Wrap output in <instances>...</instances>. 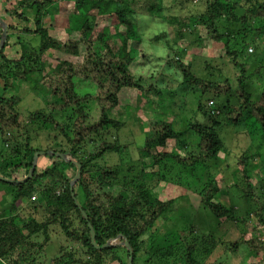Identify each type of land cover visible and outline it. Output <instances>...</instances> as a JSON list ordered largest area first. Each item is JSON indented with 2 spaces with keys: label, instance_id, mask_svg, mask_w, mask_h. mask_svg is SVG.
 I'll list each match as a JSON object with an SVG mask.
<instances>
[{
  "label": "trees",
  "instance_id": "1",
  "mask_svg": "<svg viewBox=\"0 0 264 264\" xmlns=\"http://www.w3.org/2000/svg\"><path fill=\"white\" fill-rule=\"evenodd\" d=\"M56 1L16 0L12 10L5 11L12 24H8L6 43L0 50V88L6 92L12 80L29 82L37 74V85L55 100L47 103L45 109L22 117L16 109L20 98L0 95V138L3 143L0 177L17 181L27 176L34 153L42 151L33 148L30 136H26L34 125L55 138L63 136L68 149L43 150L32 178L23 184H11L0 179V184L9 187L10 194L8 208L0 211V260L4 264H44L39 257L50 240V227L58 226L67 243L45 264H127L130 253L124 241L130 246L132 264H202L200 256L210 255L216 247L213 237L192 238L190 232L172 239L162 237L155 241L151 238L160 219L174 203V199L161 200L153 189L160 183H178L160 174L159 169L167 163H174L183 170L180 169L178 176L186 171L192 176L200 166L204 167L205 162L219 160V153L225 150L221 126L239 127L251 120L258 125L259 130L256 127L255 132L264 142V62L258 61L250 74L246 71L248 58L253 52L250 48L248 53V46L255 44L257 39L264 43V0L205 2L203 12L193 22L204 29L205 39L222 43L221 53L235 61L237 75L233 81L227 77H213L211 72L208 77L201 78L191 71L190 64H182L179 58H172V65L165 60V68L174 67L181 72L186 90L184 96L179 90L176 93L169 91L168 102L175 104L178 94L185 102L189 94L199 93L205 96L206 105L211 109L207 112L204 110L206 106L199 101L196 104L201 118L189 125L196 138L193 150L182 148L186 146L183 142L177 143L179 134L173 129L172 122H167L168 119L172 121L175 114H170L166 121H147L146 131L142 130L144 136L143 145L138 150L139 159L124 166L98 163L106 153L122 155L126 146L118 141V136L111 142L101 141L93 152H80V149L86 140L92 141V136L107 133L110 129L119 131L125 126L121 120L111 116L121 104L123 89L136 90V103L141 97L149 101L154 94L159 97V102L154 105L163 102L164 91L158 88L160 86L146 81V76L152 77L153 72L147 68L143 50L137 59L132 51L137 49L140 52L138 47L145 40L146 32L140 27L142 17L146 15L150 28L151 23H163V28L156 27L154 33H149L152 34L150 42L155 44L163 40L177 55L179 49L175 41L166 39L167 19L158 6H148V0L144 5L136 0H71L75 9L66 19L69 26H64L69 36L62 41L49 35L50 31L58 29V24L51 21L54 20L51 18L53 15L49 16L50 24L44 21L49 7ZM59 17L62 19L60 15L56 18ZM18 21L29 23L31 27H22ZM221 22L240 25L241 33H222L218 28ZM183 32L177 30L180 41L185 39ZM16 33L37 36L39 43L36 48H30L26 46V39H17L15 44L19 46L20 53L16 60H10L6 50L12 47L10 40ZM239 35L241 43L237 44ZM245 38L249 41H244ZM199 40L200 37L196 43L199 44ZM51 56L56 62L54 66L45 63V59ZM238 58L242 62H237ZM134 62L139 66L133 71ZM251 77H256L258 84L255 96L247 88ZM75 78L92 82L95 93L78 95ZM91 100L96 102L98 112L93 120L87 106ZM170 140H174L177 146L166 150ZM47 151L52 152L51 155L45 153ZM53 153L62 154L65 159ZM252 155L244 154L236 162L243 181L247 183L243 195L253 203L252 210L239 217L232 209L217 202L215 198L221 190L215 180L203 185L199 198L203 208L218 220L241 222L242 225L249 221V224L264 228V180L253 186L250 183L251 162L255 161ZM78 165L80 176L71 187ZM156 167L158 171L153 172ZM175 176L178 178L177 174ZM153 177L156 178L154 186ZM24 201L25 207L20 211L19 206ZM1 202L0 207L7 204ZM88 225L92 228L97 249L91 243ZM258 233L255 226L248 238L243 236L232 242L229 250L238 251L241 245H245L253 255L251 261H261L259 254L264 256V239L258 237ZM119 235L123 238L118 239ZM35 236H41V241H36ZM114 239L110 247L102 248Z\"/></svg>",
  "mask_w": 264,
  "mask_h": 264
},
{
  "label": "rangeland",
  "instance_id": "2",
  "mask_svg": "<svg viewBox=\"0 0 264 264\" xmlns=\"http://www.w3.org/2000/svg\"><path fill=\"white\" fill-rule=\"evenodd\" d=\"M136 1L139 2V4L141 3V5L147 2V0ZM206 1L207 0H148V6L150 4L151 6H158V8L161 9L162 14L167 19L165 23L168 27L166 39L175 41V46L179 49L176 55L171 48L172 46L168 47V44L163 40L155 44L150 42L149 38L152 34L149 35V33H154L156 27L159 29L163 28V23L158 25L151 23L150 28L148 26L149 18L146 15L142 17L143 20H141L142 24L140 28L142 31L146 32L144 35L145 40L142 42L143 46L140 44V47H138L140 52H138L137 49L132 52L133 56L137 59V57L142 56L141 51L143 50V54L146 56L145 61L148 63L147 68H150L153 72L152 77L149 78V74L146 76L148 78L146 81L148 84L150 82L158 84L160 86L158 88L165 92H163V102L160 101L159 104L154 105L159 102L158 95L154 94L150 97L149 101H145L141 97L136 103V90L123 89L120 94L121 104L112 112L111 116H115L121 120L125 123V126L119 131L110 129L107 133L103 132L99 136H92V141L86 140L80 152H93L101 141L111 142L115 139V136H118V141L126 146L122 155L106 153L102 159L98 160V163L100 165L109 166L114 164L124 166L125 163L127 165H132L139 159L138 150L143 145L144 136L142 130L146 131L147 121L151 120L154 122L156 120H165L170 114H175L172 121L168 119L167 122H172L173 129L179 134V141L177 143H185L186 146L182 148L186 150L194 149L192 144L196 143V138L189 130V125L191 122H198L201 118L200 114L196 111V104L199 101L202 106H206L204 110L207 112L211 108L206 105L205 96H200L199 93L189 94L185 102H182L183 98L178 94L179 96H176L177 98L171 97L172 99L176 98L175 104H173V102H168L167 94L169 91H174L176 93V90H179L184 96L186 90L184 89L185 85L181 81V72L174 69V67L165 68L164 61L166 60V62L168 61L170 65H172V58H179L182 64H190L191 71L198 77H208V74L211 72L213 77L215 75L219 78L227 77L232 81L234 80L237 75V70L234 65L235 61H233L232 57H226L221 53L223 49L222 43H216L205 39L204 29L198 27L196 23L193 22V20L203 12ZM12 8L8 10H12ZM136 8H138V6ZM145 8H147V6H145ZM74 9L71 0H58L49 7L48 15L44 20L45 23L50 24L52 21V23L58 24V29L49 32L52 38H58L62 41L68 38L69 35L64 26H69V22H67L66 19L69 14H73ZM141 12H144V10ZM50 15H53L51 18H54V20L50 21ZM58 15H60L62 19L60 17L57 19L56 17ZM31 16L33 17V11H31ZM18 23L21 26L30 25L29 27H31V24H27L26 22L18 21ZM10 24H12V22ZM218 28L222 33H241L242 30L240 25L228 24L226 22L219 23ZM178 29L184 31L185 39L183 41L178 40L176 35ZM239 36L236 38L237 44L241 43V35ZM199 37L201 40L198 41L200 42L198 44L196 40ZM21 38L26 39V46L30 48H36L39 43L37 36L30 35L28 37L27 35L22 36V34L16 33L10 40L12 47H8L6 50L8 59L16 60L18 58L20 49L15 42L17 39L21 40ZM244 41H249V39L245 38ZM249 48L253 49L252 53L249 52ZM181 50L183 52H180ZM247 50L248 53L252 55L248 58V63L246 65L247 74H250L255 69V66H257L258 61L261 60L264 62V43L260 39H257L256 43L249 45ZM240 59L241 58H238L236 61L242 62ZM45 60V63L49 66H54L56 64L52 56L50 59ZM137 66L139 65L134 62L131 69L134 71ZM11 68L12 70L14 69L13 66H11ZM37 80V74L33 75L31 79H29V82L12 80L6 92L3 91V88H0V95H13L19 97L20 103L16 109L22 117H26L31 112L45 109L47 103L55 100L53 96L46 93L37 85ZM74 83L75 91L78 95L95 93V85L90 81L75 78ZM248 83V91L254 96L258 94L256 77H251ZM136 104H138L137 108ZM87 106H89L91 110L90 119H95L98 115L96 102L91 100ZM134 108L136 109L134 110ZM56 118H60L61 120L60 116L56 115ZM64 118H62V120H64ZM203 120L205 121V118ZM33 127V130L28 127L30 133L26 135L30 136V145L33 148L41 149V152L47 148L68 149L66 145L68 143L63 136L58 135V137L55 138L53 134H50L48 131L39 130L36 128V125ZM256 127L259 130L258 125L254 122L252 123L251 120L245 121L239 127L221 126L220 135L223 140L225 139V150L219 153V160H209L205 162L204 167L200 166L198 171L192 176L186 174L189 173L188 171H186L184 175L178 176L181 173V168L174 163H167L166 166H163L161 169L157 167L153 169V172L159 169L160 174H165L168 179L177 180L178 182L176 185L174 183H160L156 185V178H151L153 180L152 186L156 185L153 189L154 193L158 195L161 200L174 199L170 211L160 219L156 230L153 232L151 236L153 240L156 241L162 237L172 239V237L190 232H192V238L211 236L216 241V247L210 255L200 256L202 264H264V256L261 254H259L262 259L261 261H251V256L253 255L249 254L245 245H241L238 251L231 252L229 250V245L232 242L240 240L243 236L244 238H248L255 226L256 232H259V235L257 234L258 237L264 239V228L258 226L256 221H254V223L257 225L254 226L253 224H249V221L242 225L241 222L218 220L207 209L203 208L199 198V192L203 185L211 180H215L221 190L215 198L216 201L232 209L235 215L239 217L243 216L245 211L254 208L251 200L243 195L247 183L243 181L244 179H242V174L236 162L239 157L244 156V154L250 156L253 154L252 157L255 161L251 162L253 165V172L250 173V175H252V177H250V183L253 186L257 181L264 180V142L258 137L257 132H255ZM167 144L166 150H171L174 145L177 146L174 140L168 141ZM2 148L3 143L0 138V152ZM48 152L50 151L45 153L48 154ZM257 153L259 157L256 156ZM147 171L151 170L148 169ZM176 174L178 178L175 176ZM9 197V187L0 184V202L5 201L7 203L10 199ZM2 203L3 202H1L0 205ZM25 203L26 201H24L22 206H19L20 211L25 207ZM8 205L7 203L5 206L0 207V211L7 209ZM26 215L25 213V216ZM34 238L36 241H41L42 239L41 236H35ZM66 243L59 227H50V240L39 257L41 262H44V264L49 262L56 256L59 248ZM0 264L4 263L0 260Z\"/></svg>",
  "mask_w": 264,
  "mask_h": 264
},
{
  "label": "water",
  "instance_id": "3",
  "mask_svg": "<svg viewBox=\"0 0 264 264\" xmlns=\"http://www.w3.org/2000/svg\"><path fill=\"white\" fill-rule=\"evenodd\" d=\"M0 27H1V34H0V50L3 48L4 44L6 43V38H7V31H8V24H6V22H4L3 20L0 19ZM52 152H48V155H51ZM43 155V152H36L34 153V156H33V161H32V167L31 169L29 170L27 176L21 180H17V181H14V180H7V179H3L0 177V179L4 180L5 182L7 183H11V184H23L25 183L28 179L32 178L33 176V171H34V167L36 165V162H37V159L39 156H42ZM54 156L56 157H60L61 159H65V156L62 155V154H58V153H53ZM80 176V166L78 165L77 166V173H76V176L74 178V180L70 183V186L72 187V185L78 180ZM84 214V213H83ZM84 218L87 219V217L84 215ZM89 229L91 230V243L92 245L97 249L98 246L95 244L94 242V234H93V231H92V228L90 225H88ZM118 239L120 238H123L121 235H119L117 237ZM116 239L114 240H110L107 244H105L104 246H102V248H108L112 245V243L115 241ZM124 246L126 247L127 250H129V253H130V257L128 259V263L127 264H132V253L130 251V246L129 244L127 243V241H124Z\"/></svg>",
  "mask_w": 264,
  "mask_h": 264
},
{
  "label": "crops",
  "instance_id": "4",
  "mask_svg": "<svg viewBox=\"0 0 264 264\" xmlns=\"http://www.w3.org/2000/svg\"><path fill=\"white\" fill-rule=\"evenodd\" d=\"M15 3L16 0H0V19L6 22V24H10L12 20H10L5 11L12 8Z\"/></svg>",
  "mask_w": 264,
  "mask_h": 264
},
{
  "label": "clouds",
  "instance_id": "5",
  "mask_svg": "<svg viewBox=\"0 0 264 264\" xmlns=\"http://www.w3.org/2000/svg\"><path fill=\"white\" fill-rule=\"evenodd\" d=\"M249 52H250V48H249Z\"/></svg>",
  "mask_w": 264,
  "mask_h": 264
},
{
  "label": "built area",
  "instance_id": "6",
  "mask_svg": "<svg viewBox=\"0 0 264 264\" xmlns=\"http://www.w3.org/2000/svg\"><path fill=\"white\" fill-rule=\"evenodd\" d=\"M32 199H34V198H32Z\"/></svg>",
  "mask_w": 264,
  "mask_h": 264
}]
</instances>
